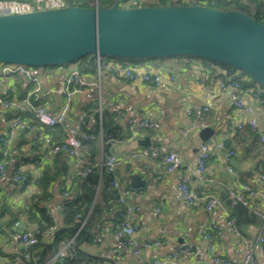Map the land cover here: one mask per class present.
<instances>
[{"label": "crops", "instance_id": "obj_1", "mask_svg": "<svg viewBox=\"0 0 264 264\" xmlns=\"http://www.w3.org/2000/svg\"><path fill=\"white\" fill-rule=\"evenodd\" d=\"M90 1L92 0L88 2ZM5 13L8 12L0 14ZM87 60L88 57L84 62L41 65L31 67V70L41 89L49 91L41 100L47 111L56 112L60 108L63 102L60 89L64 78L71 69H77L87 84L74 95L68 113L70 122L75 123L82 114L84 122L81 125L92 127L101 123V111L105 109L111 114L112 123L121 128L124 138L110 140L107 151H104L99 139L98 160L101 161L108 153L114 154L119 160L115 172L118 178L131 186L135 185L131 184L129 175L137 174L143 180L141 185L136 186L139 191L127 199L133 206L129 220L137 226L138 240L162 241L160 246L141 250L143 262L167 258L178 252L179 255L166 264H214L213 254L229 258L232 264H239L235 261L237 257L234 247L241 243V238L232 235L225 223L227 216L233 215L235 203L232 199L231 202L225 201L221 194L224 192L230 198L229 191H240L242 183L259 186L258 175L264 163V153L256 156L255 143L259 140L247 124L249 114L236 109L227 93L217 91L216 80L234 78L239 81L244 100L253 107L256 128L264 134V101L250 98V89L258 85L250 86V77L238 70L226 74L225 69H219L221 76H218L205 68L200 59L195 58L188 59L185 66L174 71L162 68L167 74L174 76V81L164 82L159 86L114 76L107 65L98 67L96 58L90 63ZM110 63L111 61L108 64ZM202 79H205L207 88L215 93L209 101L211 112L203 118L205 126L213 129L211 143H199L197 133L200 128L195 126V118L187 113L189 108L206 103L202 94ZM31 86L20 74H0V94L8 98L23 99ZM12 116V111L0 109V134L8 127ZM133 116L148 118L153 128H139L131 133L128 121ZM24 117L30 120L26 115ZM33 132L37 134L35 144L25 147V143L31 141V136L23 132L12 141L10 154L6 159L8 172L0 177V264L34 263L29 256L33 249H24L18 243L19 234L25 230H38L35 222L38 207H45L56 222L55 229L60 228V209L64 202L62 193L67 190L71 194L77 188L79 165L76 160L63 153H48L49 146L59 142L53 132H46L41 126H35ZM245 132H250L246 138L241 135ZM145 139L147 142L143 144ZM226 139L229 140V149L236 150V156L231 161L234 173L229 172L222 162L225 153L222 149L223 141ZM218 142L222 143V147H216ZM202 143L208 145L210 154L204 172L201 175L193 174L191 171L196 167V156ZM153 145L158 147L157 156L139 154ZM170 150L176 151L181 158L180 166L173 171L167 170L161 158L163 153ZM17 167H21L26 173V181H18L12 176V170ZM45 167L50 172L57 171V174L47 188L42 189L39 187V179ZM186 176L190 187L203 195L217 196L222 201L221 206L208 211L202 202L187 204L177 187ZM40 194L41 198H38ZM98 194L99 187L94 201ZM252 204L264 212L263 201L254 200ZM118 207L122 210V217L125 206L120 204ZM113 218V212L104 215L103 221L88 231L87 241L78 243L82 259H89L90 264H136L130 248L117 247L116 243L121 238L116 235L117 225ZM212 221L215 222V227ZM260 226L261 223L250 224L240 232L242 236L254 237ZM51 239L52 233L43 235L42 238L49 242ZM67 240L69 239L58 243L54 256L67 251ZM180 241L194 246L195 250L189 251ZM209 247H212L213 252H210ZM180 250H183L182 253ZM263 251L264 246L256 251L259 264H264ZM26 253L28 256L24 255ZM50 260L51 258L44 264Z\"/></svg>", "mask_w": 264, "mask_h": 264}, {"label": "water", "instance_id": "obj_2", "mask_svg": "<svg viewBox=\"0 0 264 264\" xmlns=\"http://www.w3.org/2000/svg\"><path fill=\"white\" fill-rule=\"evenodd\" d=\"M119 3L115 0L110 7H101L95 0L85 7L66 0L63 7L0 14V63L36 67L66 64L86 55L88 63L104 55H192L241 70L264 88L263 22L235 9L205 5L201 0L139 7ZM212 133L209 126L200 128L199 143H211ZM229 148L226 139L222 149ZM129 177L132 185L143 182L137 174ZM221 197L231 202L226 193ZM57 230L52 232L51 244ZM182 246L195 250L192 245Z\"/></svg>", "mask_w": 264, "mask_h": 264}, {"label": "built area", "instance_id": "obj_3", "mask_svg": "<svg viewBox=\"0 0 264 264\" xmlns=\"http://www.w3.org/2000/svg\"><path fill=\"white\" fill-rule=\"evenodd\" d=\"M81 1V0H76ZM191 0H120V6L122 7H139L147 5H157L161 3L180 2L189 3ZM95 0L88 2L90 6L94 4ZM73 3V2H72ZM66 5V0H31V2H24L19 0H0V13L7 11L8 13H19L34 11L40 9H51L57 7H63ZM24 10V11H23ZM27 10V11H26ZM6 14V13H5ZM101 57H96L98 67H100ZM0 74H20L25 77L31 84L30 90L26 93L23 99L8 98L0 94V109L10 110L13 112V116L10 120L8 127L0 134V177H3L8 172L6 159L10 154V147L12 141L16 136L23 132L31 136V141L25 143V147L30 144H35L37 140V134L33 132L32 120L37 121L43 125H58L61 126L64 132V140L60 143H53L48 148V153H63L73 157L76 163L79 165L80 174L82 176L91 172L92 168L101 165L105 168L106 172L114 173L119 164V160L114 154H107L101 161L93 164L86 160L79 152V148L83 141L94 138L92 133H86L81 131V124H83V115L77 117L75 123L69 120V109L74 95L81 91V89L87 84L83 79L80 71L77 69H71L68 75L64 78L61 86V93L63 94V102L60 108L56 112L47 111L41 100L45 97L49 91L42 90L38 79L32 74L30 66L21 64H0ZM108 69L112 75L121 77L126 80H141L152 86H159L164 82L172 83L174 76L169 75L162 68H152L150 66L145 67H132L129 65H123L120 63L107 64ZM205 79H202V94L206 103L196 105L187 110V113L192 115L196 122V127H204L203 118L205 115L211 112V106L209 101L214 97L215 93L207 88L204 83ZM217 91L227 93L231 99L232 104L236 109H241L249 114L250 118L247 122L259 142L264 144V134L259 132L256 128V118L253 113V107L249 102H246L241 93V85L237 79L234 78H218L216 80ZM258 86L250 89V98L255 101H264L262 98L263 88ZM29 115L32 119L28 120L24 115ZM129 130L131 133H135L139 128L152 129V122L143 116H133L128 121ZM217 148L222 147V143L216 144ZM142 156L158 155V147L153 145L148 149H145L139 153ZM210 151L207 144L202 143L199 147L196 156V167L193 174H202L205 169V163L209 157ZM236 156L235 149H228L225 151L222 157V162L227 167L229 172L234 170L231 166L233 157ZM162 160L165 162L167 170L173 171L177 169L181 164V158L179 154L170 150L161 155ZM12 176L14 179L24 182L27 180V175L21 167L14 168L12 170ZM189 178L186 176L178 183V190L182 196V199L187 204H195L202 202L203 206L208 211H214L221 206L222 201L213 194H201L197 189L190 187L188 183ZM259 186H251L248 184H240V191H229V196L232 201L237 204H241L247 207L251 212L258 215L261 218V226L258 227L254 237L242 236L240 229L235 224L234 216H227L226 225L230 233L234 236L241 238V243L234 247V253L236 255V262L239 264H259L256 256V251L264 244V212L255 208L252 204L254 200L264 202V163L262 165L261 172L258 175ZM110 185L116 193V199L118 204L125 206V213L122 215L120 222L117 224L116 235L121 238L117 243V247L130 248L132 254L136 258V264H166L167 261L175 259L179 253H173L167 258H155L147 262H143L141 258V250L150 246H160L162 241L160 239L150 240H138L136 238L137 226L129 220V214L133 211V206L127 201V199L133 193L139 191L136 186H131L123 182L115 174L110 181ZM64 198H69L70 193L64 190L62 193ZM79 215H77L78 217ZM212 225L215 227V222L212 221ZM82 224L78 228H81ZM55 227L48 228L42 231L43 235H50ZM38 231L25 230L18 236V243L24 248L28 249L38 243V237L36 235ZM67 251L58 255L63 256L66 253L71 256H75L77 253V246L75 245L74 236L66 241ZM210 252H213L212 247H209ZM183 250L179 252L182 253ZM28 256V254H24ZM29 256L32 259H37L36 253H31ZM264 257V251H263ZM212 261L214 264H232L229 258L223 257L219 254L212 255ZM60 264H66L63 261ZM189 264H202L199 262H192Z\"/></svg>", "mask_w": 264, "mask_h": 264}, {"label": "trees", "instance_id": "obj_4", "mask_svg": "<svg viewBox=\"0 0 264 264\" xmlns=\"http://www.w3.org/2000/svg\"><path fill=\"white\" fill-rule=\"evenodd\" d=\"M24 1V0H19ZM89 0L76 1L72 0L74 5L77 6H90L88 4ZM93 1V0H92ZM101 7H110L115 0H98ZM190 3V2H189ZM189 3H180V2H169L161 3L157 5H179V4H189ZM201 3L212 6L222 10L235 9L241 11L254 19L264 23V0H201ZM88 55L83 56L75 61L84 62L86 61ZM200 59L205 68H208L212 73H217L218 76L221 74L218 73L219 69H225L226 74H232L234 71L238 70L230 65L225 63L207 59L203 57H197L192 55H174V56H160V57H141V58H129V57H117L104 55L101 57L100 66L103 67L107 65L110 61L111 63H120L123 65H129L132 67H145L150 66L152 68H164L168 71L177 70L186 65L188 59ZM48 65H57V64H48ZM240 71L242 74L245 72ZM248 75V74H246ZM249 76V75H248ZM223 77V76H222ZM250 77V76H249ZM251 79V85L258 84L254 79ZM245 84V82H243ZM249 85V84H246ZM260 85V84H259ZM248 86V87H250ZM261 86V85H260ZM262 87V86H261ZM263 88V87H262ZM264 89V88H263ZM262 98L264 99V90L262 93ZM26 117L32 119L29 115L26 114ZM32 126H41L46 132H53V134L59 139L60 143L64 140V132L61 126L58 125H43L38 123L35 120H32ZM81 131L86 133H92L94 138L83 141L79 152L83 157L88 160L90 163H97L98 155L100 153L99 139L102 141L104 151H107L108 142L112 139H122L124 135L119 125L112 123L111 114L107 110L103 109L101 111V123H96L92 127H86L81 125ZM241 135L249 136L250 132L242 133ZM255 149L257 151L256 156L259 157L264 153V144L260 142L255 143ZM251 148V146H250ZM110 154V153H108ZM57 171L50 172L49 168L45 167L42 175L39 179V187L46 189L47 186L54 180ZM115 176L114 173L106 172L105 168L101 165H97L92 168L91 172L87 175L82 176L80 170L77 177V188L74 191H71L69 198H64V202L61 205L60 215L62 218V226L60 229H55L56 222L47 212L45 207H38L37 217L35 222L38 224V232L36 233L38 237V243L31 248L33 249L32 253L37 254V259H33L34 263L31 261L28 264H44L48 259L51 260L47 264H60L62 261L66 264H90L89 259H82L83 256L78 251L75 256H71L66 253L63 256L56 255V246L58 243L65 239H70L74 236L75 245L82 241H87L88 231L94 228V226L99 225L103 221V217L110 212H113V222L118 224L121 220L120 210L116 199V193L110 185V181ZM100 182V185H99ZM99 187V196L94 201L96 191ZM69 192V191H68ZM70 193V192H69ZM41 198V194L38 196ZM92 205V206H91ZM77 215H79L77 217ZM235 217V224L237 227L244 231V228L248 225H260L261 218L251 212L247 207L237 203L234 205L233 215ZM81 228L78 230L80 225ZM55 227L53 232L57 230L56 238L54 243L49 241H43L42 231L48 228ZM264 246V244H263Z\"/></svg>", "mask_w": 264, "mask_h": 264}, {"label": "rangeland", "instance_id": "obj_5", "mask_svg": "<svg viewBox=\"0 0 264 264\" xmlns=\"http://www.w3.org/2000/svg\"><path fill=\"white\" fill-rule=\"evenodd\" d=\"M0 64H3V63H0ZM31 67V66H30Z\"/></svg>", "mask_w": 264, "mask_h": 264}]
</instances>
